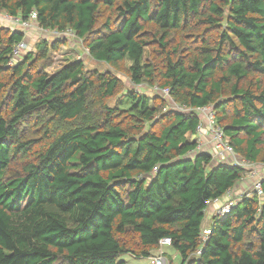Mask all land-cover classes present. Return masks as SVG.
Listing matches in <instances>:
<instances>
[{"label":"trees","instance_id":"obj_1","mask_svg":"<svg viewBox=\"0 0 264 264\" xmlns=\"http://www.w3.org/2000/svg\"><path fill=\"white\" fill-rule=\"evenodd\" d=\"M0 13H35L93 60H130L135 85L212 105L236 154L264 163V0H0ZM24 32L0 25V264H125L120 255L148 258L162 238L170 264L173 253L179 264H264V181L262 195L242 192L213 215L202 240L207 202L245 170L189 156L197 114L81 59L47 72L64 36L14 57Z\"/></svg>","mask_w":264,"mask_h":264},{"label":"rangeland","instance_id":"obj_2","mask_svg":"<svg viewBox=\"0 0 264 264\" xmlns=\"http://www.w3.org/2000/svg\"><path fill=\"white\" fill-rule=\"evenodd\" d=\"M8 18L6 15H3L0 13V25H5L8 26L10 28H19L20 26H18L15 23H10L9 20H2V17ZM14 26H18V27H14ZM22 28V27H21ZM24 29V28H23ZM70 35V36H69ZM69 35H65L64 37L67 38L66 44L61 45L59 47L58 50H50L48 53V58L50 59V65L47 68V72L49 73H53L56 70H58L64 63H67L73 59H81L84 62V67L88 68V69H93V68H97L99 71H105V70H109L111 72H113L118 78H120L122 80V82L124 83V89H141L144 88L145 92L147 94H152L153 89H150L148 87H146L143 83L139 84V85H135L134 83L131 82V79L129 77V75L127 74L126 68H128V66L130 65V60L126 59V61H124L123 67H121L120 69H114L111 66L105 64L104 62H98L96 60H93L91 57H89L88 55V51L86 49V47L82 44V42H80V40H78L77 38H75L74 36H72L73 34H69ZM53 35L48 32L46 33V31H41L40 27L37 25L34 21H31L30 26L25 29L24 32V41L26 42V46L20 50V54L19 56H24L25 54L29 53V52H33L35 50V44H37V42H40L42 39H48L49 42L54 41V39H52ZM52 37V38H51ZM143 91V90H141ZM162 93V92H161ZM161 93H159L160 96H164ZM165 97V96H164ZM115 103V99H110L109 100V104L113 105ZM174 106V104H172ZM125 106V105H123ZM199 117H201V115H199ZM225 136V135H224ZM226 137V136H225ZM227 138V137H226ZM192 139H196L195 142H202L205 144H209L206 139L202 136V135H198L196 137V135L192 136ZM215 159H213L212 161H214ZM254 167L252 168V172L254 175L248 174L247 172H245L244 177L242 178V180L240 181V183L242 184V186H244L246 189H240L239 186L241 185H237V187L231 191H229V194L227 193L223 198H221V200L219 202H216L215 207L212 208V210L208 211V209L205 211V215H204V219H203V227H207L210 223L211 220V212L216 211L218 207H221L224 202L229 201L231 199H235L240 193L243 194L242 192H251L252 188H253V183L262 175V172H264V164L263 163H257L254 162ZM256 178V179H254ZM215 201L213 202H209V206L211 204H214ZM208 206V207H209ZM208 211V212H207ZM155 254H157V251ZM163 253V252H162ZM168 253V252H167ZM152 256L145 258H134L129 254H122L119 256L118 259H123L125 261V264H152ZM172 257V261L173 264H179L180 263V258L178 257V255L176 253H173ZM168 260V258H167ZM169 261V260H168ZM170 264V263H169Z\"/></svg>","mask_w":264,"mask_h":264},{"label":"built area","instance_id":"obj_3","mask_svg":"<svg viewBox=\"0 0 264 264\" xmlns=\"http://www.w3.org/2000/svg\"><path fill=\"white\" fill-rule=\"evenodd\" d=\"M3 15H6L8 18H5L4 16L1 18L2 20H9L10 23H15L19 28L22 30L27 29L31 21H34L36 18L35 13H32L27 20L25 21H20V18L11 16L9 14L1 13ZM35 22V21H34ZM14 26V27H18ZM37 26V25H36ZM22 27V28H21ZM24 28V29H23ZM41 31H46V33L50 32L53 36L58 37V36H65L66 34L69 35L71 30H66L64 32H60L58 30H44L41 29ZM70 36V35H69ZM73 36V35H72ZM26 46V42L20 41L17 42L13 46V56H18L20 54V50H22ZM153 91L157 93H161L164 95L169 104L174 107L175 109L178 110H184V111H192L199 117V122L196 126V137L198 135H202L206 141L209 144H205L202 142H196L195 148L191 149L188 151L189 156L195 155L200 152H207L210 154L212 160L215 159L214 161H217L219 163H226V164H231L233 166H237L240 168H243L245 172L248 174L251 173V175H254L252 172V168L254 167V162L250 161L249 159L240 157L239 155L236 154L234 151L233 147L230 145L228 139L224 136L223 130L217 125L216 118H215V111L212 105H207V106H201V107H196V108H187L185 106H180L176 104L175 102L172 101V99L169 97L168 93L169 90L167 88H159L158 86H154ZM174 104V106L172 105ZM264 164V163H263ZM262 176L259 177L254 183H253V188L251 192H245L246 195H252L254 193L258 195H262L263 193V186H262V181H264V172L261 174ZM256 179V178H254ZM229 194V191H228ZM231 199L229 201L224 202V204L221 207H218L217 210L214 212L213 215L217 214L218 216L224 215L230 211V209L233 207L235 204L236 200ZM208 204V202H207ZM210 233L209 226L204 227L202 230V240L206 238V235ZM170 243V240L168 238H162L158 241V248H157V254L154 252L152 255V264H169V261L165 257V255L162 253L164 250V247ZM200 250H197L195 254H199Z\"/></svg>","mask_w":264,"mask_h":264},{"label":"crops","instance_id":"obj_4","mask_svg":"<svg viewBox=\"0 0 264 264\" xmlns=\"http://www.w3.org/2000/svg\"><path fill=\"white\" fill-rule=\"evenodd\" d=\"M195 140H196V139H195ZM213 162H214V163H218L217 161H213ZM239 185H241V186H239L240 189H244V190L246 189L244 186H242L241 183H239ZM219 201H220V200L215 201V203H214V204H211L210 206H209V202H208L205 211H206L207 209H208V211L212 210V208L215 207L216 202H219ZM210 202H213V201H210ZM208 206H209V207H208ZM213 209H214V208H213ZM208 211H207V212H208ZM214 212H215V211L211 212V214H210L211 217L213 216ZM204 213H205V212H204Z\"/></svg>","mask_w":264,"mask_h":264}]
</instances>
